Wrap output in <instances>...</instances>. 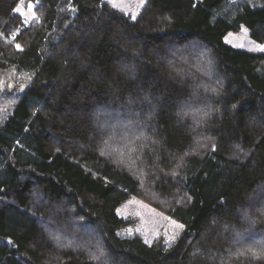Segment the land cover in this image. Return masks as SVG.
Masks as SVG:
<instances>
[{"label":"trees","instance_id":"trees-1","mask_svg":"<svg viewBox=\"0 0 264 264\" xmlns=\"http://www.w3.org/2000/svg\"><path fill=\"white\" fill-rule=\"evenodd\" d=\"M0 98V264H264V0H0Z\"/></svg>","mask_w":264,"mask_h":264},{"label":"rangeland","instance_id":"rangeland-1","mask_svg":"<svg viewBox=\"0 0 264 264\" xmlns=\"http://www.w3.org/2000/svg\"><path fill=\"white\" fill-rule=\"evenodd\" d=\"M106 2L114 9L129 15L131 18H135L144 6L146 0H106ZM17 9L27 20L34 16L33 4L31 2H23L17 6ZM224 41L237 48L255 52L263 50V45L250 36L245 26H241L237 31L228 32L224 37ZM0 101L4 105L8 104L7 99L5 101L0 98ZM159 201L161 200L153 202L138 196H132L124 200L117 207L116 212L119 216L131 220L132 224L123 228L120 233L122 235L138 234L148 243L162 238L166 246L171 245L180 234L183 226L179 221L172 218L166 211L160 208L159 205L162 202ZM262 207V211H264V204H262ZM49 235L54 242L58 244L65 243V240H63L58 232L50 230Z\"/></svg>","mask_w":264,"mask_h":264},{"label":"water","instance_id":"water-1","mask_svg":"<svg viewBox=\"0 0 264 264\" xmlns=\"http://www.w3.org/2000/svg\"><path fill=\"white\" fill-rule=\"evenodd\" d=\"M2 84V83H1Z\"/></svg>","mask_w":264,"mask_h":264}]
</instances>
